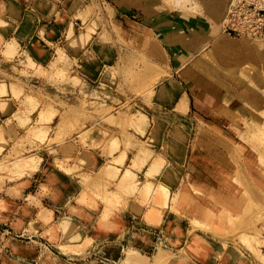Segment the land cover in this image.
Here are the masks:
<instances>
[{
  "label": "rangeland",
  "instance_id": "374dc122",
  "mask_svg": "<svg viewBox=\"0 0 264 264\" xmlns=\"http://www.w3.org/2000/svg\"><path fill=\"white\" fill-rule=\"evenodd\" d=\"M20 1L5 0L0 18L13 32L0 36V264H141L131 253L159 247L183 250L188 264H264V158L247 133L264 127V35L195 24L139 49L105 0H69L48 21ZM161 2L206 18V0ZM176 83L189 92L184 109ZM50 166L76 177L82 194L114 198L101 220L81 197L88 223L66 215L73 233L49 232L65 215L51 212L60 188ZM31 178L37 185L18 194ZM130 197L139 216L127 218ZM194 235L208 245L188 247Z\"/></svg>",
  "mask_w": 264,
  "mask_h": 264
},
{
  "label": "crops",
  "instance_id": "0c3cea01",
  "mask_svg": "<svg viewBox=\"0 0 264 264\" xmlns=\"http://www.w3.org/2000/svg\"><path fill=\"white\" fill-rule=\"evenodd\" d=\"M26 1L28 2V4H26L25 0L23 1L21 0L19 3L24 6L31 5L34 8L38 17L44 21L47 20L48 17H51L54 14V10L56 7H57L56 10L59 9L58 11L60 12L64 11L65 9L63 6L69 0H26ZM105 1L112 8L114 14V20L117 24V27L119 28L120 35L131 45L139 49L148 46V40L151 39V36L154 37L156 42L158 41L157 39H161V40H167L169 44L170 43L169 41L172 40V38L176 41V32H178L179 29H187L186 26H191V25L193 26L195 24H198L200 27L204 28L206 32L213 33V32L221 31V27L218 24L220 20L223 19L228 4V0H206V2L202 4L203 13L206 15V18L201 21L200 20L196 21L195 17H193L192 15L188 16L185 13H182L180 9H169L166 5H164V3L161 2V0H105ZM4 2L5 0H0V18H2V16L4 15ZM52 29L53 31L59 33L62 31L63 26L56 24L52 26ZM12 34L13 32H11L10 30L4 29L2 27L0 28V36L12 35ZM164 35H166V37ZM198 40L201 41L200 39ZM152 46L153 45L151 41L150 47ZM169 47L170 45H168V48ZM185 61H186L185 59H182L179 63H184ZM181 89H182L180 91L181 94L185 93L188 98V94H189L188 90L185 88H181ZM166 94L169 95V97H173L174 99L176 98L175 93L168 92V90L166 91ZM12 100L13 103L16 104L15 102L16 100L15 99ZM3 117L4 116L0 114V119H3ZM92 139L97 140V136H91L89 138V140ZM38 153L42 157V164H47L48 159L52 160V156H48L45 153L44 148L38 151ZM50 167L51 170L54 172V174H56L57 176L55 179L56 186L61 189V190L57 189L58 204H56L53 207V211L51 212L63 213L65 214L64 216L66 215L71 216L76 223H82L86 225L88 223V220L79 217V215L77 216L78 212L76 211L75 206L81 204L82 205L81 207H83V205H86V203L83 201L87 200V197H89L90 200L93 202L91 204L94 205L93 211L91 210L92 214H94L93 222L99 220L102 215L101 212H103L102 209H104V205L106 204V202L107 201L112 202L111 200H113L114 198H111L110 195L108 194L106 197H104V199H101L95 196V194L90 191L89 192L86 191L82 194L83 192L82 185L79 184V180L76 177H74L72 174H65V172L60 171L55 166H50ZM81 171L83 172L84 169H82ZM95 174H97L96 168L93 171L91 178L92 177L95 178ZM36 183H37V178L36 179L31 178L28 180L23 179L21 180V182L16 183V185L19 188L18 194L30 190L31 187L37 185ZM60 185H62L63 187H60ZM71 187L73 188V191L71 190ZM171 187L173 186L171 185ZM110 190L113 191V188L108 187L106 192L108 193V191ZM75 195L79 199V202L77 204L73 203L74 199L72 196ZM119 196L124 200H126L127 198L124 197L122 194H120ZM81 197L83 201L82 199L80 200ZM6 199L8 198L6 197ZM62 200L64 202H62ZM132 200L133 198L130 197L128 201L123 205L125 206L123 207L125 208V210L121 212V215H123L124 217L132 218L134 214L139 216V213H136L131 210V207L137 206L138 208L139 206L138 203L135 204L136 202ZM11 201L12 200L9 199L10 203ZM72 208L73 211L75 210L74 212L70 211V209L72 210ZM108 215L109 217H107ZM107 216L105 217L109 219H111L112 217L111 214H107ZM165 216L166 215L164 214V217ZM103 221L105 222L106 219L104 218ZM255 264H259V263H255Z\"/></svg>",
  "mask_w": 264,
  "mask_h": 264
},
{
  "label": "bare ground",
  "instance_id": "6f19581e",
  "mask_svg": "<svg viewBox=\"0 0 264 264\" xmlns=\"http://www.w3.org/2000/svg\"><path fill=\"white\" fill-rule=\"evenodd\" d=\"M255 39V38H253ZM255 41V40H254ZM232 45V44H231ZM234 46V45H233ZM174 86H176V89L177 90H181V86L176 83V84H173ZM206 92V91H205ZM178 99V104L179 107L181 106L182 108L184 107V105H186L185 107H188L187 106V103H188V98L186 96L185 93H182L181 95H179V97L177 98ZM184 109V108H183ZM187 109V108H186ZM210 109V108H209ZM223 110V109H222ZM221 110V111H222ZM226 109H224L225 111ZM245 121V120H244ZM248 121V120H247ZM248 123V122H247ZM252 123V122H251ZM264 123V122H263ZM249 133L248 137H249V140H252L256 143V146H257V143L258 145L260 146H257L258 149H260V155L261 157L264 158V139H262V137H264V127H263V124H260L257 126V128H255L254 130H251L250 132H247ZM255 133V134H254ZM262 135V136H260ZM84 138V137H83ZM29 158V157H28ZM28 158L26 157L24 159V164H29V160ZM261 160V158H260ZM263 161V160H262ZM157 185V184H156ZM162 185V184H160ZM155 189V188H154ZM164 190V189H163ZM162 190V192H163ZM161 191V190H160ZM30 198V197H29ZM29 200V199H28ZM231 201V200H230ZM6 205V204H5ZM0 206H3L2 204ZM76 209L80 208L81 207V204L75 206ZM4 208V207H3ZM25 209H29L28 207H26ZM26 211V210H25ZM42 213L44 214H47L48 215V212L50 211L49 209H42L41 210ZM40 211V212H41ZM71 212H73V210H71ZM250 214V213H249ZM61 218V216L59 217ZM240 221V220H239ZM71 222H73V220H71V218L69 217H62L61 219L59 220H51L50 221V229L49 232H51L52 234L62 230V229H67L69 231L70 228H72L73 226H71ZM244 222V221H243ZM249 222V221H248ZM238 223V222H237ZM240 224V223H239ZM49 226V225H48ZM238 226V225H237ZM70 227V228H69ZM209 229V228H208ZM64 230V231H65ZM66 230V231H67ZM239 230V229H238ZM69 232H72L71 230ZM73 233V232H72ZM148 232H144L143 234L141 233H138V234H135L134 236V241L135 243L137 242H142L144 243L145 241H147L150 236L147 234ZM72 235V234H71ZM75 237V234L72 235V238ZM195 246V247H202L204 248V245H208V242L204 241L201 237L197 236V235H194L192 237V241L190 242L189 246L188 247H191V246ZM206 247V246H205ZM198 249V248H197ZM200 249V248H199ZM181 252H183V250H179L178 253H176V256H173L171 252L167 251L166 249H164L163 247H159L157 249V251H155L154 253H152L151 256H146V255H142L138 252H134V253H131L132 255H134L133 257H129V260L130 261H135V262H142L141 264H188V262L184 261L183 259H181L182 255H181ZM222 253V252H221ZM223 253H225V251H223ZM228 254V253H227ZM226 256V254H225ZM225 256H224V261L229 258H226L225 259ZM221 255H220V259H221ZM226 257H229L226 256ZM223 259V258H222ZM247 261V260H246ZM246 261L244 260V262L246 263ZM225 262H229V261H225ZM224 262V263H225ZM226 264V263H225Z\"/></svg>",
  "mask_w": 264,
  "mask_h": 264
},
{
  "label": "built area",
  "instance_id": "2783aa9c",
  "mask_svg": "<svg viewBox=\"0 0 264 264\" xmlns=\"http://www.w3.org/2000/svg\"><path fill=\"white\" fill-rule=\"evenodd\" d=\"M264 0H228L221 30L227 34L264 35Z\"/></svg>",
  "mask_w": 264,
  "mask_h": 264
}]
</instances>
